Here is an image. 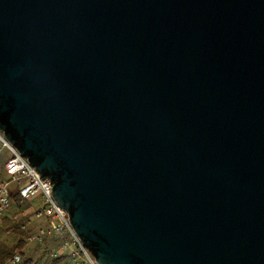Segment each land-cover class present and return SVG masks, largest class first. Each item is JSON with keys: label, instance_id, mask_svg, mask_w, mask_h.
Here are the masks:
<instances>
[{"label": "water", "instance_id": "1", "mask_svg": "<svg viewBox=\"0 0 264 264\" xmlns=\"http://www.w3.org/2000/svg\"><path fill=\"white\" fill-rule=\"evenodd\" d=\"M0 132L97 264H264V0H0Z\"/></svg>", "mask_w": 264, "mask_h": 264}, {"label": "built area", "instance_id": "2", "mask_svg": "<svg viewBox=\"0 0 264 264\" xmlns=\"http://www.w3.org/2000/svg\"><path fill=\"white\" fill-rule=\"evenodd\" d=\"M0 143L9 154L4 165L5 178L0 181V221L12 206V194L17 193L21 207L27 208L22 213L26 222L21 227L31 232L27 245L41 244L47 237H59L61 244L53 250L52 258L65 257L67 264H97L71 226L67 213L56 204L52 196L53 183L38 173L1 132ZM36 221H42V227L30 230L29 226ZM21 261L22 254L17 252L4 264H20Z\"/></svg>", "mask_w": 264, "mask_h": 264}, {"label": "rangeland", "instance_id": "3", "mask_svg": "<svg viewBox=\"0 0 264 264\" xmlns=\"http://www.w3.org/2000/svg\"><path fill=\"white\" fill-rule=\"evenodd\" d=\"M9 158V154L6 150L1 148L0 143V181L5 178L4 165ZM10 210L7 212L4 219L0 221V248L3 249H11L15 247L20 241L19 236L14 234V226L16 224L23 225L26 222L24 217L22 216L23 211L26 209L18 206L17 204H11ZM6 218V220H5ZM43 221V220H42ZM42 221H36L29 226L31 229H38L39 226H42ZM52 250H54V246L50 245V249L48 253H43L42 247L39 244H31L27 245L25 251L26 256H22V261L20 264H24L25 260L32 259V264H46L51 260Z\"/></svg>", "mask_w": 264, "mask_h": 264}, {"label": "trees", "instance_id": "4", "mask_svg": "<svg viewBox=\"0 0 264 264\" xmlns=\"http://www.w3.org/2000/svg\"><path fill=\"white\" fill-rule=\"evenodd\" d=\"M11 203L12 204L15 203L18 206H21L20 205V198H19L17 193L12 194ZM5 220H6V218H5ZM24 220H25V218H24ZM21 227H22V225L16 224L14 226V229H13L14 234L19 236V238H20V241L18 242V244L11 249L0 248V264H4L7 260L12 258L17 252H21L23 257L26 256L25 252H23V251H25V249L27 247L26 239L31 232L30 231H24V230H22ZM39 227H42V226H39ZM60 244H61V238H59V237H47L43 243L39 244V246L42 247L43 253L46 254L49 252L50 245H53L54 249H55V248H58L60 246ZM31 260L32 259L25 260L24 264H32ZM46 264H67V262H66L65 257H62L59 259L51 258V260L49 262H47Z\"/></svg>", "mask_w": 264, "mask_h": 264}]
</instances>
